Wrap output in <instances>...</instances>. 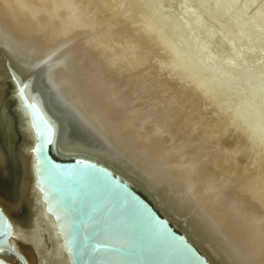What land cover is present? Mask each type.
<instances>
[{"label": "water", "instance_id": "obj_1", "mask_svg": "<svg viewBox=\"0 0 264 264\" xmlns=\"http://www.w3.org/2000/svg\"><path fill=\"white\" fill-rule=\"evenodd\" d=\"M45 86L0 38V264H217L150 193L200 238L202 223ZM212 248L221 264H253L221 241Z\"/></svg>", "mask_w": 264, "mask_h": 264}, {"label": "bare ground", "instance_id": "obj_2", "mask_svg": "<svg viewBox=\"0 0 264 264\" xmlns=\"http://www.w3.org/2000/svg\"><path fill=\"white\" fill-rule=\"evenodd\" d=\"M62 1L0 0V38L39 73L47 90L55 89L86 122L104 127L147 178L167 190L176 208L202 223L207 233L200 238L184 215L150 193L217 264L221 261L212 248L215 241L253 264H264V201L243 181L221 173L212 144L182 126L173 104L148 87L141 99L136 81L137 86L130 87L134 80L124 68L120 71L121 63L115 65L109 50L98 48L107 38L103 34L102 39L92 17L82 13L87 0Z\"/></svg>", "mask_w": 264, "mask_h": 264}, {"label": "rangeland", "instance_id": "obj_3", "mask_svg": "<svg viewBox=\"0 0 264 264\" xmlns=\"http://www.w3.org/2000/svg\"><path fill=\"white\" fill-rule=\"evenodd\" d=\"M82 13L139 97L173 104L221 173L263 202L264 0H87Z\"/></svg>", "mask_w": 264, "mask_h": 264}]
</instances>
